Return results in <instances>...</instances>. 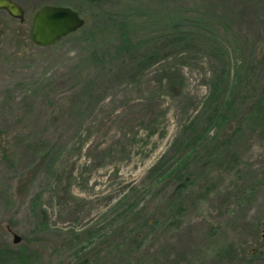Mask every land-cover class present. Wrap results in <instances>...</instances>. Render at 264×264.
<instances>
[{
	"label": "rangeland",
	"instance_id": "374dc122",
	"mask_svg": "<svg viewBox=\"0 0 264 264\" xmlns=\"http://www.w3.org/2000/svg\"><path fill=\"white\" fill-rule=\"evenodd\" d=\"M14 1L0 264H264V0ZM45 4L85 24L35 45Z\"/></svg>",
	"mask_w": 264,
	"mask_h": 264
},
{
	"label": "water",
	"instance_id": "95a60500",
	"mask_svg": "<svg viewBox=\"0 0 264 264\" xmlns=\"http://www.w3.org/2000/svg\"><path fill=\"white\" fill-rule=\"evenodd\" d=\"M0 10L6 11L11 17L24 21V9L14 0H0ZM85 24L77 10L57 4L40 6L31 18L30 38L35 45L49 46L63 37L75 32ZM14 242L19 236L14 235Z\"/></svg>",
	"mask_w": 264,
	"mask_h": 264
},
{
	"label": "trees",
	"instance_id": "16d2710c",
	"mask_svg": "<svg viewBox=\"0 0 264 264\" xmlns=\"http://www.w3.org/2000/svg\"><path fill=\"white\" fill-rule=\"evenodd\" d=\"M107 17H108V20H109L108 24L106 25L107 28L110 29L111 31H113L116 35L127 38V32L129 31L128 22L123 20V19L117 20L115 17L109 16V15H107ZM191 21L193 22V19H191ZM171 23H172L171 36L174 33H180L177 30H178V27H180L181 25L177 24V22H171ZM193 25H195V24L193 23ZM222 117H224V115ZM145 223H146V220H145ZM260 254H262V253H260ZM256 256H257L256 251L254 253L247 252L246 256L244 257L245 258V263L246 264H251L252 261H254ZM224 260H227V259H224Z\"/></svg>",
	"mask_w": 264,
	"mask_h": 264
}]
</instances>
